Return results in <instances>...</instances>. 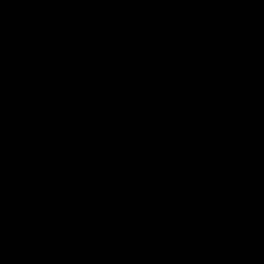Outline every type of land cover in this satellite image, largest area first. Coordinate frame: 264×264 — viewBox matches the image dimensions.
<instances>
[{
  "label": "water",
  "instance_id": "water-1",
  "mask_svg": "<svg viewBox=\"0 0 264 264\" xmlns=\"http://www.w3.org/2000/svg\"><path fill=\"white\" fill-rule=\"evenodd\" d=\"M0 264H264V0H0Z\"/></svg>",
  "mask_w": 264,
  "mask_h": 264
}]
</instances>
